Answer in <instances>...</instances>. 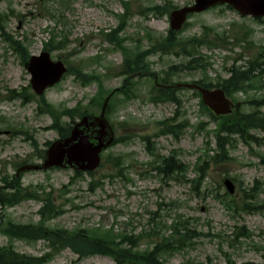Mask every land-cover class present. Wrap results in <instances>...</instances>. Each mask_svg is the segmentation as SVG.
I'll return each instance as SVG.
<instances>
[{
    "label": "rangeland",
    "instance_id": "1",
    "mask_svg": "<svg viewBox=\"0 0 264 264\" xmlns=\"http://www.w3.org/2000/svg\"><path fill=\"white\" fill-rule=\"evenodd\" d=\"M67 1L0 0V12L6 15L5 25L0 30V99L12 90L23 96L27 95L24 103L20 98L11 102L0 100V116L4 117L0 129L8 123L14 129H26L37 140L39 149H45V143L56 139L57 133L47 128L52 122L50 116L36 113V101L30 100L29 94L32 91L27 87L30 75L22 56L9 47L5 37L10 36L20 42L30 56L40 53L44 42L50 40L52 33L58 37L66 33L67 38L61 45L52 44L47 47L51 59L87 61L88 71L99 73L103 79V88L109 90L119 87L122 77L105 75L110 70H118L123 56L103 34L113 31L114 35L124 39V45L147 50L158 36L167 34L168 15L156 17L152 13H140L137 11L138 7L162 5L165 2L182 7L194 0H69L70 4ZM122 1L130 3L132 12L119 27L118 15L125 12ZM203 25L229 36L245 26L250 42H254L255 46H264V23L255 22L249 17L243 18L225 6L194 15L178 37L199 34ZM149 31L151 39L146 37ZM201 52L210 55L211 67L207 71L214 82L217 75L226 77L224 68L229 66L234 53H239L240 48L235 46L232 51L215 48L212 52L201 48ZM225 56L229 58L228 63L225 62ZM179 61L178 57L161 55L159 52L150 55L149 73L139 78L136 84L138 95L112 110L108 119L115 126V136L126 137L122 142L107 148L103 152V158L105 160L108 155H121L122 163L115 165L110 158L108 162L102 159L103 165L92 176L87 173L75 176L71 169L23 172L21 181L24 187L30 186L33 189L39 186L43 191L38 192L40 197L36 199L23 200L13 207L0 206V222L40 224L38 209L42 205V197L49 193L56 205L64 207V213L46 222L52 228H112L115 233L126 232L133 237L134 234L157 227L161 234L168 235L172 233L170 226L181 220L200 234L193 238V246L166 253V264H224V253L230 254L237 263L249 261L264 264V130L251 131L253 139L249 144L237 138L231 140V159L218 164L208 161L203 173H198L195 169L198 157L208 151V148L211 150L215 147L216 122L199 110L198 99L187 89L178 93V105L148 99L153 79L159 77L170 64H177ZM199 75V72L181 73L174 80L189 82L199 79ZM259 85H264V79ZM97 88L96 83L81 86L73 76H66L45 92V98L54 106L66 105L71 108L77 103L87 105L96 95ZM250 96H264V86L257 91L239 92L235 98L241 101ZM242 108L249 111L252 106L243 104ZM260 110L264 113V107ZM169 117H174L177 121L187 120L178 140L169 134L154 136L158 130L156 124ZM64 121L68 119L65 118ZM125 121L128 123L120 127V123ZM199 122L204 123L205 129L196 133L193 127ZM146 136H151V144L154 145L155 142V153L170 156L172 151L179 152V159L187 167L183 180L162 178L156 171L150 170L147 163L154 156L146 150L147 142L143 139ZM32 155L33 149L23 136H0V175L4 172L9 175L15 173L14 167L23 159L40 162ZM199 176L197 183H193L192 180ZM226 177L233 178V194H229L223 185ZM91 180L101 184L90 190ZM252 187L255 190L250 192ZM219 196L222 197L220 201ZM230 196L237 203L236 210L227 209L224 205L223 197ZM244 203L259 207L248 212L241 209ZM151 218L155 222L150 221ZM239 226L244 227L241 233L249 231L251 236L236 238L235 234L240 232ZM151 239L152 237H143L140 248L153 245ZM159 239L160 237L154 238L156 241ZM9 243L17 251L31 255H42L50 250L47 240L10 239L0 231V246ZM47 264L116 262L103 255L80 259L66 247L52 253Z\"/></svg>",
    "mask_w": 264,
    "mask_h": 264
},
{
    "label": "trees",
    "instance_id": "2",
    "mask_svg": "<svg viewBox=\"0 0 264 264\" xmlns=\"http://www.w3.org/2000/svg\"><path fill=\"white\" fill-rule=\"evenodd\" d=\"M127 4V3H126ZM126 12L121 16V25L125 22L129 15V8L126 5ZM172 6L165 2L162 6L146 7L140 13L151 12L155 16H162L166 14ZM2 16L0 15V28L2 24ZM148 37L151 36L147 34ZM57 37V36H56ZM55 36L52 37L50 45L57 42L60 45L63 40L66 39L67 35L64 34L59 40ZM248 32H242L229 36L225 32H217L209 26H203L199 35H192L187 38L177 39L175 35L169 33L164 39L157 41L151 48L144 52H140L138 47L128 48L122 44V38L115 37L113 34H107L106 38L109 42H113L115 47L121 49L123 53V63L120 67V71L115 74L116 76H123V80L118 89L112 93V99L108 106V111L112 112L114 108L121 105L123 100H128L135 96L134 82L131 80V75L146 73L148 70V64L146 63V57L148 53L160 50L164 54L173 53L175 56H181L185 60L180 65H170L167 70L163 71L160 77L162 85H170V78L174 75H178L179 72H199V80L192 81L203 87H220L227 95L232 96L233 94L242 91L246 93L249 90L258 88L255 79L260 76H264V47L255 51L254 57L247 59L240 66L235 65L236 58L233 63L227 68L228 76L225 78L217 75L216 79L209 78L207 68L211 62L201 53L202 47L213 48V47H229L237 42H244L249 47L250 41L247 40ZM56 39V40H55ZM11 42V40H10ZM45 44V50L47 45ZM17 46V45H16ZM252 47V44L250 48ZM16 50H18L15 47ZM242 56H240V59ZM67 75L75 77L77 82L82 86H87L91 83L98 84V90L96 95L90 100L87 105L77 104L75 107L69 109L65 106L59 108L54 107L46 101L44 97L38 99V112L46 113L52 117L53 123L50 128L56 130L59 136H65L69 132L70 125L63 123L62 117H69L71 120L79 118L86 113H91V110L99 108L103 96L112 92L105 91L102 86V81L98 73L94 70L88 71L87 61H69ZM177 89H164V88H152L150 92V99L153 102H176L178 98L176 96ZM193 95L199 97L197 91H193ZM120 96V98H119ZM255 99L248 98L249 104H254ZM262 103V104H261ZM257 106H253V109L249 111H243L240 108L234 113L227 116H214L209 109L202 104L199 100L198 106L201 112L207 113L210 120L216 122V128L214 130L215 135V148L209 149L197 159L195 166L198 173H203L205 166L208 161L214 164L224 163L231 159L229 156L231 140L234 136L238 137L241 141L248 144L251 137L250 132L252 130H264V113L260 110L261 105L264 107V99ZM174 118H169L164 121L158 122L156 125L159 126L158 134H172L177 140L186 127V121H181L173 124ZM203 122L197 123L193 128L196 133L204 130ZM33 145L35 140L32 136H29ZM124 138L117 139L118 142L123 141ZM147 140L146 149L149 151L150 142L149 137ZM208 144V142H206ZM208 146V145H207ZM152 149L150 148V151ZM155 150V148H154ZM177 151H173L169 157H163L155 155L153 162L150 163L152 170H155L158 175L162 177H172L175 180L179 179L185 174L187 167L177 158ZM122 156H116L110 158L112 161H119ZM200 176L193 179V183H197ZM0 206L10 207L18 204L22 200L29 198H36V191H30L24 188L21 184L20 176L12 175L8 176L4 174L0 178ZM92 189L98 187V182H93ZM96 185V186H95ZM254 188L250 189V192ZM230 199H224V204L227 209L236 210L237 203L234 197ZM257 205H251L244 203L242 210L252 211L257 209ZM59 208L55 207L51 198L46 197L43 199V205L39 210L41 217L46 218L51 215L59 213ZM150 221L154 222V218ZM172 233L169 235H162L161 239L156 242L151 249L145 248L141 250L139 247L141 237L146 235L147 237H153L160 234V229H152L149 232H144L143 235L139 236H128L123 234H114L112 230H101V229H74L69 230H52L46 228L42 223L38 226L34 225H14L10 221H7L0 226V231L9 236L19 239H33L38 237H44L50 239L52 246L59 250L63 247H70L80 258L90 255H107L112 257L117 264H166L164 260V254L171 250H179L185 247L193 246V238L199 232H195L194 229L187 227L186 222L181 220L175 221L170 227ZM239 229V228H238ZM242 229V228H240ZM239 235L242 234L241 230ZM134 236V235H133ZM139 242V244H138ZM57 243V246H55ZM225 264H238L234 262L230 255L224 253ZM51 254H46L40 257L32 256L16 251L12 244L6 246H0V264H46L50 261ZM193 264H204L201 262H193ZM240 264H256L254 262H243Z\"/></svg>",
    "mask_w": 264,
    "mask_h": 264
},
{
    "label": "water",
    "instance_id": "3",
    "mask_svg": "<svg viewBox=\"0 0 264 264\" xmlns=\"http://www.w3.org/2000/svg\"><path fill=\"white\" fill-rule=\"evenodd\" d=\"M226 3L233 7L243 16L264 17V0H195L194 4L174 10L170 14L171 29L181 28L187 14L201 12L217 4ZM31 73V86L37 94H41L48 86L53 85L61 78L65 68L61 62H52L47 53L39 57H32L26 64ZM200 91L202 101L216 114L230 111V101L220 89L210 90L195 85ZM108 97L105 98L99 116H84L71 130L69 137L54 141L45 153L41 166L27 165L24 169H46L51 166H71L77 170H93L99 164V153L102 148L107 147L113 140V132L104 117ZM96 129V135L91 140L89 131ZM227 188L233 191V185L225 180Z\"/></svg>",
    "mask_w": 264,
    "mask_h": 264
}]
</instances>
